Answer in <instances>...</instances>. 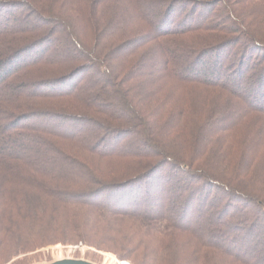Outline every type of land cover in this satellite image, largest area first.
I'll return each instance as SVG.
<instances>
[{
    "label": "trees",
    "instance_id": "16d2710c",
    "mask_svg": "<svg viewBox=\"0 0 264 264\" xmlns=\"http://www.w3.org/2000/svg\"><path fill=\"white\" fill-rule=\"evenodd\" d=\"M59 243L264 264V0H0V263Z\"/></svg>",
    "mask_w": 264,
    "mask_h": 264
},
{
    "label": "rangeland",
    "instance_id": "374dc122",
    "mask_svg": "<svg viewBox=\"0 0 264 264\" xmlns=\"http://www.w3.org/2000/svg\"><path fill=\"white\" fill-rule=\"evenodd\" d=\"M19 11H20V14L18 16L13 17V20H12V22L16 26L20 24L29 25L37 21L35 15L26 17V18L23 17L22 14H24V12L27 11L25 8H21ZM22 22H24V24ZM33 56L34 55L28 56V54H24V53L22 55V57L27 58L26 60H30ZM225 76L226 74L223 75V77ZM242 87L246 88L247 90L252 88V86H249L246 83H244ZM254 91H255V88H254ZM213 125L215 128H216V125L219 126V128L216 130V133L220 132L226 126L224 123L219 122V119H218V122L213 123ZM79 243H77L78 245L77 244H63V243L49 245L44 248L37 249L35 251L20 254L19 256H16L15 258L7 262L3 261L0 264H36L40 262H50V261H54V260H57L60 258H66V257L85 258V259L91 260L99 264H142L143 262L142 258L139 255L132 258V260H130L128 258H122L118 256L117 254L120 253L119 251L116 254L113 251L99 249L91 245H88L87 243H83L80 245ZM262 252L259 251V255H261ZM121 253H125V252H121Z\"/></svg>",
    "mask_w": 264,
    "mask_h": 264
},
{
    "label": "water",
    "instance_id": "95a60500",
    "mask_svg": "<svg viewBox=\"0 0 264 264\" xmlns=\"http://www.w3.org/2000/svg\"><path fill=\"white\" fill-rule=\"evenodd\" d=\"M36 264H99V263L93 262L85 258L66 257L50 262H40Z\"/></svg>",
    "mask_w": 264,
    "mask_h": 264
}]
</instances>
